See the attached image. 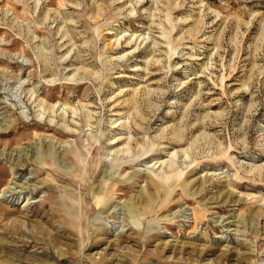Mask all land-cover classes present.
Listing matches in <instances>:
<instances>
[{"label": "rangeland", "instance_id": "1", "mask_svg": "<svg viewBox=\"0 0 264 264\" xmlns=\"http://www.w3.org/2000/svg\"><path fill=\"white\" fill-rule=\"evenodd\" d=\"M0 264H264V0H0Z\"/></svg>", "mask_w": 264, "mask_h": 264}, {"label": "bare ground", "instance_id": "2", "mask_svg": "<svg viewBox=\"0 0 264 264\" xmlns=\"http://www.w3.org/2000/svg\"><path fill=\"white\" fill-rule=\"evenodd\" d=\"M25 95V94H24ZM24 97L25 96H23L22 95V93H20V98H22L23 99V101H25V103H27L28 105L29 104H32V102H34L35 103V105H36V107L38 108V109H40V108H43V113L45 112V108H47V112H49V111H51L52 112V108L53 107H51V106H49L48 104H44L43 102H42V100L41 99H39V98H37L36 96L32 99V97L30 96L29 98H27V100H24ZM26 98V97H25ZM41 110V109H40ZM46 114V113H45ZM49 117V116H48ZM65 118V117H64ZM50 119H48V121H49ZM65 120H63V122H64ZM66 122V121H65ZM64 122V123H65ZM50 123V122H49ZM122 125V124H121ZM119 139L120 138H118V139H116L115 141H113L112 142V144H117L118 143V141H119Z\"/></svg>", "mask_w": 264, "mask_h": 264}]
</instances>
